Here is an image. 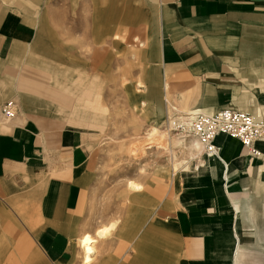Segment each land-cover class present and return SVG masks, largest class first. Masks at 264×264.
<instances>
[{"label":"crops","instance_id":"1","mask_svg":"<svg viewBox=\"0 0 264 264\" xmlns=\"http://www.w3.org/2000/svg\"><path fill=\"white\" fill-rule=\"evenodd\" d=\"M253 30L264 31V0H0V107L17 104L0 119V198L47 262L85 264L90 236L87 264H237L241 247L264 239V142L253 156L214 136L217 155L200 152L179 170L136 232L135 190L125 221L127 206L111 221L98 211L101 133L88 127L109 102L94 101V87L153 93L156 118L168 108L262 110L251 92L242 103L237 77L246 67L243 79L264 93V34ZM0 229L3 251L14 232Z\"/></svg>","mask_w":264,"mask_h":264},{"label":"rangeland","instance_id":"2","mask_svg":"<svg viewBox=\"0 0 264 264\" xmlns=\"http://www.w3.org/2000/svg\"><path fill=\"white\" fill-rule=\"evenodd\" d=\"M257 32L264 34V31L260 30H253L251 34L254 35ZM243 57L245 58V56ZM244 64L245 62L242 66L245 67L246 64ZM245 71L246 67L237 76L242 83V91L244 90V94L241 97L242 103L246 98L249 99L246 96L249 92L253 93L255 97L264 98V93L259 87L253 86L254 83L250 86L248 80L243 79ZM111 73L115 74V78L110 80V82L116 83L117 74L121 75L122 72L118 70L111 71ZM126 82L127 79H125ZM122 88L124 89V97L122 96ZM159 88L161 90V86ZM117 89L118 87L116 86L93 88L94 101H100L102 93H104V96L108 94L109 100L108 104L104 103L107 107V110L103 113L105 118L92 119L95 125L91 124V126H88L101 133L100 146L98 145L96 150L95 159L98 161L97 185L103 191V197L98 199L97 207H99L98 211L102 212L107 211L108 208L109 217L114 215L109 220L111 221L117 217L121 219L122 217L117 214L119 213L118 210H120V207L127 206L128 209L124 219H121L122 222L123 220L125 221L127 214L131 211L129 209L132 201V192L127 186V182L132 179L141 183L143 188L136 192L137 232L138 228L147 222L149 214L157 209L161 200L167 194L170 180L179 175V170H188L190 165L194 166L193 160L195 156L184 158L177 152L180 146H176L175 151L178 157L176 161H172L169 151L163 148H170L171 140L169 139L168 144L167 135L176 137L179 133L167 130L166 120L168 119L165 118V110L161 117H155L154 101H152L153 93L149 94L150 100H148V97L142 94V90L136 86L131 88L120 87L121 95H117ZM134 96L136 97V102H132ZM169 98L171 99V91ZM253 98L251 97V99ZM126 99L128 102H126ZM178 109L182 110V107ZM183 109L182 111L188 110L185 107ZM237 110L244 111L240 108ZM263 110L264 108L258 112H253L252 110L245 112L259 116ZM94 113L99 116L102 114L100 111ZM167 115L170 122L176 119L172 117L173 112L169 108ZM1 117L0 115V119ZM6 121L8 120H4V122ZM155 121L159 124L153 126ZM101 124L103 125L102 127ZM159 131L165 134V137L160 135ZM182 137L185 138L183 140L187 143L193 140L189 136L182 135ZM186 149L188 148L186 147ZM198 153H200V149L196 151V156ZM184 162H187V168H184L185 165L181 166ZM12 211L10 204H6V199L0 198V219L2 221L0 228L8 226L11 228L10 231L14 232L12 240L11 237L4 238L7 246H2V249H5L3 251L0 249V264H50L47 262L44 253L37 246L36 233L24 230L20 217L13 214ZM102 217L106 218L102 214L97 216L99 221H101ZM2 232L4 235L6 234L0 229V237ZM78 239L77 244L79 245ZM240 256V264H264V239L253 240L250 245L241 247Z\"/></svg>","mask_w":264,"mask_h":264},{"label":"built area","instance_id":"3","mask_svg":"<svg viewBox=\"0 0 264 264\" xmlns=\"http://www.w3.org/2000/svg\"><path fill=\"white\" fill-rule=\"evenodd\" d=\"M0 114L7 120L12 119L17 114L16 102L13 99L5 101L0 108ZM167 126L170 130L189 135L198 143L200 152L206 156L217 155L214 136L220 133L238 140L253 156L259 154L254 142H264V110L258 117H254L248 112L229 107L213 113L194 109L189 112V117L185 114L184 117L168 122Z\"/></svg>","mask_w":264,"mask_h":264},{"label":"bare ground","instance_id":"4","mask_svg":"<svg viewBox=\"0 0 264 264\" xmlns=\"http://www.w3.org/2000/svg\"><path fill=\"white\" fill-rule=\"evenodd\" d=\"M192 111V110H191ZM189 112L188 110H186L185 112L181 113V114H177L179 116H175V118H181V117H184L185 114L187 117H189ZM1 115V114H0ZM254 117H258V116H255L254 114H252ZM3 117V116H2ZM4 118V117H3ZM168 120H166V128L168 131H171L168 126H167V123H171L169 121V117L167 118ZM156 130V129H155ZM154 130V131H155ZM153 132V131H152ZM160 132V131H159ZM174 132V131H173ZM156 133V132H155ZM162 136L165 137V134H163L162 132H160ZM178 133V132H177ZM180 134L182 135H185V136H189L187 134H184V133H179L177 134V136L175 137H170V135H167L166 139L168 140V144H169V139L171 140V143H170V148L169 147H163L165 150H168L169 151V154H170V157L172 158V161H176L177 160V155H176V151H175V148L176 146H180L178 147V151L179 152V155L183 156L184 158L185 157H192V156H196V151L198 149H200L198 143L193 139L191 141H189L188 143L183 140L185 139L184 137L179 136ZM179 136V137H178ZM163 137V138H164ZM190 137V136H189ZM174 138V139H173ZM191 138V137H190ZM163 146V145H162ZM166 146V144H165ZM186 147L188 149H186ZM216 156V155H214ZM209 157H212V156H209ZM185 163V162H184ZM183 163V164H184ZM183 166V165H182ZM186 167V165L184 166ZM127 186L129 187V189L131 190H135L136 192L140 191L142 188H143V185L141 183H138V182H135L133 180H129L127 182ZM114 225H111L110 228H112ZM110 229L108 228H104V229H101L99 230L97 233L99 234V236H104L106 235L108 232H109ZM92 242H94V239L90 236H86V237H83L82 239V248H83V253H84V263L87 264L91 261V258H90V255L91 253L93 252V246H92ZM239 255H240V250L238 251ZM241 259V257H240ZM241 261L237 262V264H240Z\"/></svg>","mask_w":264,"mask_h":264}]
</instances>
